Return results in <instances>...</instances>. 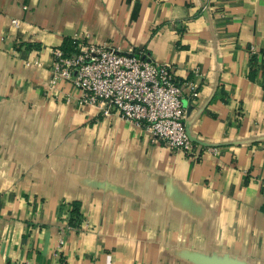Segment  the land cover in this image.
Wrapping results in <instances>:
<instances>
[{
	"label": "crops",
	"instance_id": "1",
	"mask_svg": "<svg viewBox=\"0 0 264 264\" xmlns=\"http://www.w3.org/2000/svg\"><path fill=\"white\" fill-rule=\"evenodd\" d=\"M102 43L175 72L193 155L50 84ZM0 263L264 264V0H0Z\"/></svg>",
	"mask_w": 264,
	"mask_h": 264
},
{
	"label": "built area",
	"instance_id": "2",
	"mask_svg": "<svg viewBox=\"0 0 264 264\" xmlns=\"http://www.w3.org/2000/svg\"><path fill=\"white\" fill-rule=\"evenodd\" d=\"M49 82L71 84L103 117L143 127L155 144L187 156L195 153L197 146L185 128L184 86L168 65L108 43L81 45L72 53L58 47L51 51ZM189 89L196 99L197 90Z\"/></svg>",
	"mask_w": 264,
	"mask_h": 264
},
{
	"label": "rangeland",
	"instance_id": "3",
	"mask_svg": "<svg viewBox=\"0 0 264 264\" xmlns=\"http://www.w3.org/2000/svg\"><path fill=\"white\" fill-rule=\"evenodd\" d=\"M1 264V263H0Z\"/></svg>",
	"mask_w": 264,
	"mask_h": 264
}]
</instances>
